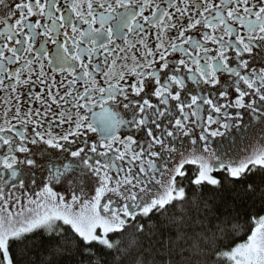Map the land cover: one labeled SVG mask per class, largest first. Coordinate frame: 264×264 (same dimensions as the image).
Instances as JSON below:
<instances>
[{"label":"snow or ice","instance_id":"1","mask_svg":"<svg viewBox=\"0 0 264 264\" xmlns=\"http://www.w3.org/2000/svg\"><path fill=\"white\" fill-rule=\"evenodd\" d=\"M0 7L6 9L0 18V91L6 94L0 180L10 188L25 187V166H38L29 145L65 151L70 150L66 144L79 140L82 145L70 153L77 164L48 163L42 187L27 207L6 211L3 204L11 193L0 187V264H16V245L41 232L50 241L52 259L46 264H58V258L77 247L95 257L89 264H103L97 246L122 258L138 243L132 238L125 245L122 238L129 231L136 236L152 232L153 216L170 219L169 209L182 207L187 199L184 180L218 188L223 183L219 171L236 181L264 172V146L244 160L226 162L207 143L223 135L212 126L220 124L219 115L229 116V108L248 109L264 121V67L250 68L245 58L254 47H264V0H14L13 6L0 0ZM153 31L154 47L148 42ZM49 44L56 46L55 55L49 54ZM137 47L142 49L139 54ZM221 76L226 77L223 83ZM189 82L194 92L188 91ZM25 98L29 105L38 102L43 111L29 107L22 112ZM53 105L58 114L49 121ZM97 105L118 109H105L102 129L94 126L101 115L94 112ZM121 106L131 118H125ZM54 124L67 125V131L54 133ZM127 126L144 131L145 139L123 135L121 129ZM229 126L227 121L222 124L225 130ZM88 132L99 139L81 140ZM181 138L188 140L187 149ZM81 165V175L96 180L94 195L81 199L73 192L66 200L54 186ZM186 166H196V171L189 175ZM247 190L255 188L249 184ZM252 222L245 242L216 250V257L228 264H264V214L252 217ZM63 226L79 241L66 237ZM227 235L222 229L210 246ZM190 255L184 264H196L194 258L207 251L193 244ZM132 264L158 262L139 256Z\"/></svg>","mask_w":264,"mask_h":264},{"label":"trees","instance_id":"2","mask_svg":"<svg viewBox=\"0 0 264 264\" xmlns=\"http://www.w3.org/2000/svg\"><path fill=\"white\" fill-rule=\"evenodd\" d=\"M186 167L189 175L196 171V166ZM217 175L223 181L218 188H200L184 180L187 199L182 207L174 205L169 209L166 215L170 219L153 216L152 232L136 236L134 231H129L122 238L125 245L132 238L138 241L129 254L121 258L119 253L97 246L95 251L103 258V264H114L118 259L119 264H132L139 256L155 260L158 264L168 260L172 264H184L191 259L193 244H199L207 251V255L194 258L196 264H228L226 259L217 258L215 251L230 250L236 244L245 242L254 227L252 217L264 214L261 211L264 208V172L249 173L239 181L229 178L225 172ZM249 184L254 186L255 191L247 190ZM177 217L182 219L176 220ZM233 225L238 226L235 231H231ZM63 227L66 237L79 241L69 226ZM222 229L228 233L227 238L216 239L210 246L214 237L221 236ZM110 238L121 239L115 235ZM13 254L16 264H46L52 259L50 241L42 232L29 235L24 242L18 243ZM94 259L85 249L77 247L72 254L58 258V264H89Z\"/></svg>","mask_w":264,"mask_h":264},{"label":"flooded vegetation","instance_id":"3","mask_svg":"<svg viewBox=\"0 0 264 264\" xmlns=\"http://www.w3.org/2000/svg\"><path fill=\"white\" fill-rule=\"evenodd\" d=\"M9 6L14 5V0H7ZM6 12V9L0 7V18L4 16V13ZM14 22V20L12 21ZM3 25L0 24V29H2ZM86 27V25L84 26ZM174 35V33H173ZM170 38V37H169ZM149 44L150 46L154 47L155 43V32L153 31L149 38ZM118 44L122 43L121 41H117ZM49 54L55 55V45H47ZM142 51L141 48L137 47L135 52L139 54ZM129 56L132 55V53H128ZM246 59H249L250 61V68L251 67H264V47L257 46L254 47L253 52L251 54H246ZM131 63V61H129ZM46 71H49L46 66ZM49 75L51 76L52 73L49 71ZM56 80L60 81L62 77L60 74H55ZM98 79L101 80L102 84V77H98ZM226 79L225 76H221V82L223 83ZM129 82H132L131 80ZM65 83L67 81L65 80ZM59 86V85H57ZM79 87H82V84L78 85ZM220 86H217V89H219ZM27 91V89H25ZM35 91H40V86L35 87ZM64 91V88H61V92ZM188 91L194 92L195 86L189 82L188 84ZM146 92H149V98L152 99L153 103H156L154 97L150 96V89H146ZM215 95V92L213 93ZM6 94L3 91H0V124H3L4 117H3V97ZM143 95V94H142ZM183 97V93H182ZM139 99V98H137ZM230 99L232 97L230 96ZM223 102V101H221ZM29 107H32L34 110L36 108H41L43 111V106H41L38 102H34L31 105H29L27 99L25 98L24 103L21 105V111H27ZM121 112L125 115V118H131V114L128 112V110L123 109L121 106ZM227 112L229 114L228 117H225L223 115H219L218 119L220 120V124L213 125L212 128L216 129L219 128V130L223 133L222 136L217 137H210L208 140L209 148L214 150L216 155H219L221 159L225 160L226 162H239L241 160H244L248 155L252 153V151L260 146H264V121L257 120L248 109H234L229 108L227 109ZM240 112V117H236V113ZM58 114V110L55 105L52 106L51 111L49 112L48 120L50 121L53 117V115ZM14 115V108L12 111H9L8 116L11 118ZM207 116V110L203 113V119L206 120ZM194 119V118H193ZM229 123V128L225 130L222 127V124L224 122ZM15 123V121H13ZM68 126L64 125L62 127H56L55 124L53 125V131L54 133H60L62 134L64 131H67ZM200 129L196 128L195 132L198 135ZM121 132L123 135H133L134 138L138 140H144L145 139V133L144 131H137L134 127H124L121 129ZM81 140H88L89 142H96L99 139V135L97 133H91L88 132L86 136H82L80 138ZM183 140V143L185 145V149H187L188 146V140L181 138ZM203 143V142H201ZM82 146L80 141L78 140L75 144L68 145L66 144V148H69L70 150L65 151L63 149H52L49 148L47 145L39 144L36 146L29 145L32 153L33 158L37 161V167L28 169L25 166L26 175L24 177L25 179V187L23 189H20L17 185V188H10L3 184V181L0 180V187H3V190L6 193H11V198L9 202L12 201H20V199L25 198L27 204L28 199L30 197L34 198L35 193L40 191V188L42 187L41 179L46 176L47 173V165L49 162H54L57 165L62 166L65 163H78V158H74L71 156V151L76 150L78 147ZM87 151V150H86ZM41 152H44L45 154L43 156L40 155ZM84 154L82 153V156ZM21 158H24V154H21ZM81 168L82 165L79 167H74L72 171L68 172L65 177L62 179L61 183L56 184L54 186V190L61 195L62 191L65 189V187L70 184L73 179L78 177H85L89 176L91 177L95 182V178L91 176L90 174H84L81 175ZM223 172V171H219ZM217 172L216 174H218ZM33 173H35V176L33 177ZM35 178L37 183L33 184L31 183V180ZM71 181V182H70ZM115 199V197H114ZM19 208H15L11 210V212L18 211ZM78 210V207H77Z\"/></svg>","mask_w":264,"mask_h":264},{"label":"rangeland","instance_id":"4","mask_svg":"<svg viewBox=\"0 0 264 264\" xmlns=\"http://www.w3.org/2000/svg\"><path fill=\"white\" fill-rule=\"evenodd\" d=\"M95 186H97L96 182L91 177H78L73 179V181L65 187L61 195L65 196L66 200L70 201L71 194L75 192L78 196H81V199H88L94 195L93 189ZM18 205L24 207L28 206L25 198H22L20 201H12L11 203L8 202L3 204V208L6 211H11L15 208H19Z\"/></svg>","mask_w":264,"mask_h":264},{"label":"clouds","instance_id":"5","mask_svg":"<svg viewBox=\"0 0 264 264\" xmlns=\"http://www.w3.org/2000/svg\"><path fill=\"white\" fill-rule=\"evenodd\" d=\"M105 109H108L111 112H118V109L114 105H111V106L105 105L103 107L97 105V107L94 109V112L97 113V114H101V115L97 116L94 126H96L98 129H102L103 126H104L103 119H102V114L104 113Z\"/></svg>","mask_w":264,"mask_h":264}]
</instances>
